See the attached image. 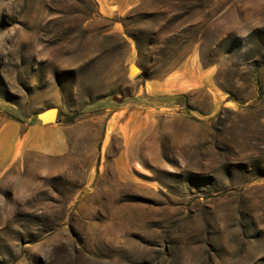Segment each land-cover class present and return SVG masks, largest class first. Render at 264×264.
Listing matches in <instances>:
<instances>
[{
  "label": "rangeland",
  "instance_id": "rangeland-1",
  "mask_svg": "<svg viewBox=\"0 0 264 264\" xmlns=\"http://www.w3.org/2000/svg\"><path fill=\"white\" fill-rule=\"evenodd\" d=\"M50 109L0 264H264V0H0V123Z\"/></svg>",
  "mask_w": 264,
  "mask_h": 264
},
{
  "label": "crops",
  "instance_id": "crops-1",
  "mask_svg": "<svg viewBox=\"0 0 264 264\" xmlns=\"http://www.w3.org/2000/svg\"><path fill=\"white\" fill-rule=\"evenodd\" d=\"M48 117L42 119L46 120ZM57 116V122L49 124H31L24 133L18 122L7 120L0 123V146L3 153L0 168H5L15 162L25 151L39 154L61 153L66 149L64 132Z\"/></svg>",
  "mask_w": 264,
  "mask_h": 264
},
{
  "label": "water",
  "instance_id": "water-1",
  "mask_svg": "<svg viewBox=\"0 0 264 264\" xmlns=\"http://www.w3.org/2000/svg\"><path fill=\"white\" fill-rule=\"evenodd\" d=\"M133 68H135V66H133ZM138 69V68H137ZM139 70V69H138ZM131 76L134 77V69H131ZM43 116L48 117L46 120L42 119ZM57 116H58V111L57 109H50L42 114L38 115V120L42 123V124H49V123H55L57 122Z\"/></svg>",
  "mask_w": 264,
  "mask_h": 264
},
{
  "label": "bare ground",
  "instance_id": "bare-ground-1",
  "mask_svg": "<svg viewBox=\"0 0 264 264\" xmlns=\"http://www.w3.org/2000/svg\"><path fill=\"white\" fill-rule=\"evenodd\" d=\"M136 73H137V71L135 70V71H134V74H136Z\"/></svg>",
  "mask_w": 264,
  "mask_h": 264
}]
</instances>
